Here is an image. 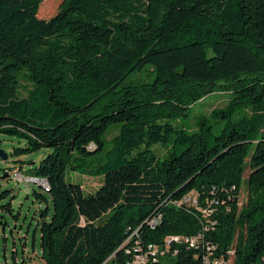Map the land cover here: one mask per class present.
I'll return each mask as SVG.
<instances>
[{"label": "trees", "instance_id": "trees-1", "mask_svg": "<svg viewBox=\"0 0 264 264\" xmlns=\"http://www.w3.org/2000/svg\"><path fill=\"white\" fill-rule=\"evenodd\" d=\"M46 1L0 0V134L26 140L15 157L49 150L29 171L43 264H103L137 230L128 249L201 233L212 257L264 264V0H62L47 19ZM215 94L196 131L174 125ZM176 250L154 264L204 253Z\"/></svg>", "mask_w": 264, "mask_h": 264}, {"label": "rangeland", "instance_id": "rangeland-1", "mask_svg": "<svg viewBox=\"0 0 264 264\" xmlns=\"http://www.w3.org/2000/svg\"><path fill=\"white\" fill-rule=\"evenodd\" d=\"M61 2L62 0H47L40 7V16L47 19L55 15ZM227 102L226 94L208 96L194 104L188 116L180 118L174 125L188 131H196L200 117L209 116L213 110L223 109ZM207 124L212 127L211 131L216 132L218 125L214 120L209 119ZM115 130L117 131V127ZM25 147V139L17 135L0 134V151L7 155V160L0 159V194L8 192L0 204L10 202L12 207L11 212L0 209V264H43L39 257V214L45 204L39 202L33 192L45 193L36 183H17L11 176L13 172H20L24 177H29V171L38 166L49 150L43 148L18 157L13 155L14 150ZM161 153L163 151L157 149V154ZM100 154L101 152H98L88 159H94ZM5 172L8 176L3 178ZM247 175L248 169L243 174V186ZM68 178L71 182L81 185L84 195L95 193L102 182V178L88 177L79 172H70ZM246 197V190H241V206L245 204Z\"/></svg>", "mask_w": 264, "mask_h": 264}, {"label": "built area", "instance_id": "built-area-1", "mask_svg": "<svg viewBox=\"0 0 264 264\" xmlns=\"http://www.w3.org/2000/svg\"><path fill=\"white\" fill-rule=\"evenodd\" d=\"M12 180L17 183H41L36 178L24 177L20 172H13L11 176ZM46 188L47 185L42 183ZM185 202H191L190 199H185ZM192 205L197 207V202L193 199ZM209 205V204H208ZM201 212L204 217L208 216L210 211L209 209H202ZM150 226L153 228L155 222L152 220L149 222ZM138 237V230L133 232L126 241L103 263V264H118L117 257L121 256L120 264H154V258H159V254H166V260H172L177 256L176 247L179 245H186L189 249L198 250L199 247L202 249L203 254L200 255V261L197 264H230L231 260H225L224 258H215L212 257L214 252V246H211L209 243L203 244V236L201 233L197 234L194 237H185L183 240H176V236H171L166 238L161 246H156L153 244H148L146 246H141L139 242L135 241L133 247L128 249V245L135 238ZM231 258L233 251L229 250L227 253ZM125 256H130L128 260L125 261ZM197 257L195 256V259ZM168 262L162 261V264Z\"/></svg>", "mask_w": 264, "mask_h": 264}, {"label": "water", "instance_id": "water-1", "mask_svg": "<svg viewBox=\"0 0 264 264\" xmlns=\"http://www.w3.org/2000/svg\"><path fill=\"white\" fill-rule=\"evenodd\" d=\"M0 159L1 160H7V155L5 153H3L2 151H0ZM7 174L3 175V178H6Z\"/></svg>", "mask_w": 264, "mask_h": 264}, {"label": "bare ground", "instance_id": "bare-ground-1", "mask_svg": "<svg viewBox=\"0 0 264 264\" xmlns=\"http://www.w3.org/2000/svg\"><path fill=\"white\" fill-rule=\"evenodd\" d=\"M155 260H156V258H155Z\"/></svg>", "mask_w": 264, "mask_h": 264}]
</instances>
